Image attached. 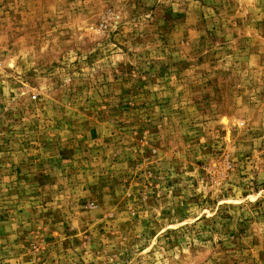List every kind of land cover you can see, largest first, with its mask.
Returning a JSON list of instances; mask_svg holds the SVG:
<instances>
[{"label":"rangeland","instance_id":"374dc122","mask_svg":"<svg viewBox=\"0 0 264 264\" xmlns=\"http://www.w3.org/2000/svg\"><path fill=\"white\" fill-rule=\"evenodd\" d=\"M0 264H264V0H0Z\"/></svg>","mask_w":264,"mask_h":264}]
</instances>
